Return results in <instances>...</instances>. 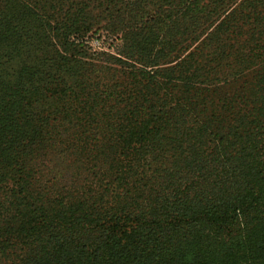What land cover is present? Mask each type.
Masks as SVG:
<instances>
[{
  "label": "trees",
  "instance_id": "1",
  "mask_svg": "<svg viewBox=\"0 0 264 264\" xmlns=\"http://www.w3.org/2000/svg\"><path fill=\"white\" fill-rule=\"evenodd\" d=\"M1 35L8 264H264V0H0Z\"/></svg>",
  "mask_w": 264,
  "mask_h": 264
},
{
  "label": "rangeland",
  "instance_id": "2",
  "mask_svg": "<svg viewBox=\"0 0 264 264\" xmlns=\"http://www.w3.org/2000/svg\"><path fill=\"white\" fill-rule=\"evenodd\" d=\"M72 2H75V0H72ZM49 9V8H48ZM47 9V10H48ZM89 10H92L89 14H84L85 16H88L89 18L87 20H85L83 27H87L86 29H82L80 31H74L71 33V40L76 41V42H80L82 44H84L86 46V51H88V54H90L92 57L95 55L96 52H102V51H110L111 47H109V43L111 42V39L107 38V36H105V31L99 27L100 24L98 22L97 18H93L92 16H95L96 14V9L94 8H89ZM48 13L51 15H55V12H53L52 9H49ZM63 13L60 12L57 17H62ZM56 20H54L53 23H55ZM7 35H1L0 36V40H2L3 38H5ZM23 38H26V35H24ZM29 51V50H28ZM30 51H34V50H30ZM94 58V57H93ZM43 61L41 60V64L39 67V70H41L40 72H42L44 74V77L46 76V74H48L50 72V63H49V59L47 61L44 62V57L42 58ZM45 79V82L43 81V86L45 88H48L50 86H48L46 84V82H48L49 78L45 77L43 78ZM19 118V117H17ZM20 119L24 120L23 115H20ZM13 212V209H10L7 212V216H10ZM1 217V216H0ZM8 218V217H7ZM6 217H1V219L4 220V222L0 221V228H4V226L6 227L8 224ZM11 223V222H10ZM3 224V225H1ZM20 246L17 247H9L6 250L0 252V260L2 263L8 264L9 260L13 257L14 251L15 254H18L19 257L22 256V251H19Z\"/></svg>",
  "mask_w": 264,
  "mask_h": 264
}]
</instances>
